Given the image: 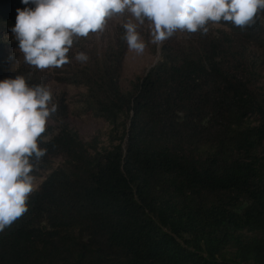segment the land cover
<instances>
[{"label": "trees", "instance_id": "1", "mask_svg": "<svg viewBox=\"0 0 264 264\" xmlns=\"http://www.w3.org/2000/svg\"><path fill=\"white\" fill-rule=\"evenodd\" d=\"M21 1L0 0V60L17 9L35 8ZM208 27L165 41L127 90L121 42L89 85L120 137L45 144L65 163L0 232V264H264V10Z\"/></svg>", "mask_w": 264, "mask_h": 264}, {"label": "clouds", "instance_id": "2", "mask_svg": "<svg viewBox=\"0 0 264 264\" xmlns=\"http://www.w3.org/2000/svg\"><path fill=\"white\" fill-rule=\"evenodd\" d=\"M35 8L17 9L11 31L30 66L41 71L70 63L69 52L77 38L105 31L108 21L129 14L123 24L131 51L143 55L147 44L138 25L150 22L151 43L161 45L178 31L207 34L209 24L252 26L264 10V0H22ZM86 63L87 54H76ZM52 93L44 85L30 87L23 76L0 81V232L28 211L36 190L34 165L46 150L39 140L57 111ZM51 105V107H50Z\"/></svg>", "mask_w": 264, "mask_h": 264}, {"label": "rangeland", "instance_id": "3", "mask_svg": "<svg viewBox=\"0 0 264 264\" xmlns=\"http://www.w3.org/2000/svg\"><path fill=\"white\" fill-rule=\"evenodd\" d=\"M23 6L27 7L25 4ZM129 19L138 24L129 14H125L123 17L117 16L109 20L103 32L90 34L87 38H77L68 54L70 63L43 71L25 62L14 33L5 37V41L10 45L5 46L4 55L0 60V81L23 76L28 84L44 85L51 91L52 103L57 107V111L47 122L46 132L39 140L42 150L45 144L67 135L76 137L81 144L91 145L97 150L109 148L120 137L107 121L95 113L89 97V85L100 79L102 70L109 67L110 58L120 54L123 45L121 42H126L123 24ZM151 31L150 22L147 20L143 25H138V32L147 44L143 55H137L129 47L125 51L121 60L119 80L124 90L130 89L131 82L142 78L161 57L165 42L161 45L152 44ZM175 41L180 42L178 39ZM80 52L87 54L86 63L75 59L76 54ZM260 86L264 90V68ZM31 163L34 165L32 175L35 177L37 190L52 171L65 163V159L56 155L44 159L33 157Z\"/></svg>", "mask_w": 264, "mask_h": 264}]
</instances>
